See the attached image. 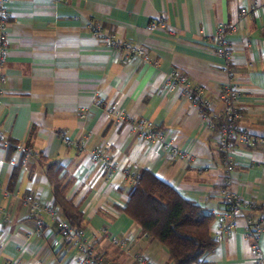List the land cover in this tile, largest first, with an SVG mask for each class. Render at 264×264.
I'll return each instance as SVG.
<instances>
[{"label":"crops","instance_id":"1","mask_svg":"<svg viewBox=\"0 0 264 264\" xmlns=\"http://www.w3.org/2000/svg\"><path fill=\"white\" fill-rule=\"evenodd\" d=\"M256 2L260 6L254 8ZM263 5L264 0H10L0 129L8 140L30 145L35 155L0 147V262L78 264V251L52 218L42 212L43 226L38 228L24 203L26 196L34 195L44 207L53 205L45 170L50 162L63 167L64 180L70 182L67 197L80 206L93 253L113 264H139L137 256L171 264L168 248L120 210L134 187L130 175L144 170L213 213L212 236L228 178L232 190L254 205L245 215L256 221L264 214V149L238 143L232 155L234 170L229 172L216 134L199 109L164 88L169 72L182 69L211 103L212 112L221 114L225 60L217 55L211 37L219 25H235L228 39L230 68L241 86L239 126L263 136ZM161 18L164 26L149 28ZM90 20L143 47L152 62L123 60L92 36ZM109 108L125 119L115 118ZM141 118L165 131L187 156L169 159L158 142L146 139L137 128ZM98 149L114 161L111 174L91 161ZM247 228L241 217L232 234L203 257L204 264H254L257 243L264 253V226L258 240L246 236Z\"/></svg>","mask_w":264,"mask_h":264},{"label":"built area","instance_id":"2","mask_svg":"<svg viewBox=\"0 0 264 264\" xmlns=\"http://www.w3.org/2000/svg\"><path fill=\"white\" fill-rule=\"evenodd\" d=\"M9 2L10 0H0V83L5 81L4 64L9 54V24L12 17ZM259 6V3L256 2L254 8ZM262 7L264 8V5ZM246 13L247 11L245 9L242 10L243 15ZM158 24L164 26L165 22L161 18L158 22H153L149 28H154ZM88 28L94 38L104 42L115 52L120 53L123 60L127 61L137 58L144 63L152 62V58L147 50L129 40L117 38L115 34L107 30L100 22L90 20ZM235 30V25L221 24L211 37L217 55L225 60V65L222 68L225 75V109L221 114L212 112L211 103L203 97L200 89L193 86L189 76L184 70L178 68L172 69L164 84L166 90L178 92L199 109L203 120L208 124L210 130L216 134L219 150L225 154V161L229 172L234 170L232 155L238 143H242L251 148L264 149V135L257 136L251 134L242 130L239 126L241 111L238 103L241 94V86L230 68L232 46L228 39V35ZM1 90L2 87L0 85V92ZM97 104L100 105L101 103L97 102ZM107 111L118 120L122 121L125 119L118 110L109 108ZM84 117H86V115H84ZM217 120L219 122H216ZM136 126L146 139L158 142L169 159L187 156L185 150L178 148L172 141H169L165 131L156 128L151 121L141 118L136 122ZM66 142L70 145V141L66 140ZM9 145V140L5 138L0 129V147H8ZM19 149L23 151L26 157L35 155L32 147L19 144ZM91 161L95 164L102 165V169L107 174H111L116 166L114 161L99 149L91 153ZM130 177L134 186L140 176L130 175ZM232 184L233 182L230 178L225 181V188L221 196L223 211L218 213V224L213 237L219 241L225 236L231 235L239 219L245 217L248 222L246 236L258 240L259 234L264 226V214H260L256 221H252L249 216H246L245 209L248 208V206L254 207V205L241 199L232 190ZM24 203L31 208L32 214L37 218L38 228L43 226V220L40 218L42 212H46L53 221L59 223L61 234L65 240L69 242L72 248L78 251V264H113L112 261L106 259L104 256L94 254L91 241L87 238L85 230L76 231L71 228L66 221L60 218L57 209L52 206L44 207L40 200L34 195L26 196L24 198ZM111 240L125 246V242L119 240L116 236H111ZM2 248L3 244H0V251ZM137 261L139 264H153L144 256H137ZM253 262L254 264H264V253L258 243L255 246ZM0 264L8 263L0 262ZM192 264H204L203 257Z\"/></svg>","mask_w":264,"mask_h":264},{"label":"trees","instance_id":"3","mask_svg":"<svg viewBox=\"0 0 264 264\" xmlns=\"http://www.w3.org/2000/svg\"><path fill=\"white\" fill-rule=\"evenodd\" d=\"M216 122H219L218 120ZM9 148L19 143L9 140ZM26 146H29L26 144ZM106 154V153H105ZM54 203L60 218L76 231L84 230L85 220L79 205L67 197L70 182H65L63 167L58 162L46 165ZM129 200L120 210L139 224L145 235L164 244L170 252L171 264H192L212 252L217 240L211 234L214 214L196 202L184 198L175 188L152 172L140 173ZM13 176V180L15 178ZM61 233L59 223L54 221Z\"/></svg>","mask_w":264,"mask_h":264}]
</instances>
